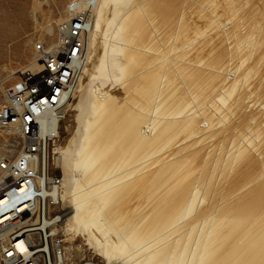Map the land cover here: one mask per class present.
Masks as SVG:
<instances>
[{"label": "bare ground", "instance_id": "obj_1", "mask_svg": "<svg viewBox=\"0 0 264 264\" xmlns=\"http://www.w3.org/2000/svg\"><path fill=\"white\" fill-rule=\"evenodd\" d=\"M40 67L33 50L12 73ZM74 85L47 161L65 251L79 239L104 264H264V0H95ZM33 211L48 236L52 204Z\"/></svg>", "mask_w": 264, "mask_h": 264}, {"label": "built area", "instance_id": "obj_2", "mask_svg": "<svg viewBox=\"0 0 264 264\" xmlns=\"http://www.w3.org/2000/svg\"><path fill=\"white\" fill-rule=\"evenodd\" d=\"M95 0H72L68 18L55 26L57 41L47 48L43 41L33 45L41 67L21 71L3 84L0 99V132L17 142L15 153L1 158L0 264H70L66 259L62 223L66 209L60 195L61 175L49 170L51 147L62 132L61 123L81 75L87 56L88 32ZM49 107V114H42ZM45 187V194H38ZM35 200L49 201L56 212L53 229L41 236L33 222ZM24 245L22 249L18 242ZM78 264H99L85 259Z\"/></svg>", "mask_w": 264, "mask_h": 264}, {"label": "rangeland", "instance_id": "obj_3", "mask_svg": "<svg viewBox=\"0 0 264 264\" xmlns=\"http://www.w3.org/2000/svg\"><path fill=\"white\" fill-rule=\"evenodd\" d=\"M33 1L34 0H0V99L2 98L1 90L3 84L13 81L14 77L12 76L18 75V73L13 74L12 72L23 67L30 59H32L33 44L35 41L40 40L48 44L49 39H55L54 34L48 36L46 33L44 34L39 31L44 22V18L48 15L51 17L53 24V27L51 28L54 29L56 25V22H53L54 19L60 16H65L64 9L68 0H40L41 4L39 9L36 10V13L32 12ZM52 17L54 19H52ZM18 149V141L11 142L8 136L0 132L1 154H4L5 156L10 155L15 153ZM50 170L60 173V170L56 167H51ZM74 244L77 247H81L79 250L74 247V250H70V252L69 249L66 248L67 254L71 253V255L68 254V262L70 264H78L85 259H94L99 264H104L98 255L91 252V250L86 249L83 241L77 239ZM65 245H68L67 242H65Z\"/></svg>", "mask_w": 264, "mask_h": 264}]
</instances>
